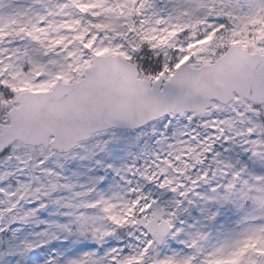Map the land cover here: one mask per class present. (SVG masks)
<instances>
[{"label":"snow or ice","instance_id":"obj_1","mask_svg":"<svg viewBox=\"0 0 264 264\" xmlns=\"http://www.w3.org/2000/svg\"><path fill=\"white\" fill-rule=\"evenodd\" d=\"M0 264H264V0H0Z\"/></svg>","mask_w":264,"mask_h":264}]
</instances>
